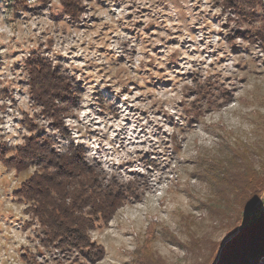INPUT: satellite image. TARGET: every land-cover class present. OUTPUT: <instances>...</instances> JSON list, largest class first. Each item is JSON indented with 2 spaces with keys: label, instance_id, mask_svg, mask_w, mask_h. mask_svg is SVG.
I'll list each match as a JSON object with an SVG mask.
<instances>
[{
  "label": "rangeland",
  "instance_id": "374dc122",
  "mask_svg": "<svg viewBox=\"0 0 264 264\" xmlns=\"http://www.w3.org/2000/svg\"><path fill=\"white\" fill-rule=\"evenodd\" d=\"M80 5L0 0V264H264V45L244 37L263 22L225 0ZM36 57L71 85L62 130L36 100ZM39 135L131 189L89 258L48 242L16 195L35 168L5 159Z\"/></svg>",
  "mask_w": 264,
  "mask_h": 264
},
{
  "label": "trees",
  "instance_id": "16d2710c",
  "mask_svg": "<svg viewBox=\"0 0 264 264\" xmlns=\"http://www.w3.org/2000/svg\"><path fill=\"white\" fill-rule=\"evenodd\" d=\"M61 1L69 17L79 18L80 0ZM225 3L230 8L239 9V14L245 19L259 18L264 29V3L247 0L250 6L248 13L243 12V3L238 0H225ZM256 8H260L259 12ZM255 33L259 39L252 38L248 33H244V37L259 40L264 45V31L255 30ZM30 65L34 68L31 71L33 79L37 76L36 84L39 82L40 85L36 91V100L49 109L47 115L55 119L56 128L62 130L63 123L60 120L66 109L57 108L55 103L66 98L71 101V85L54 73L48 62L44 63L36 57ZM51 146L48 139L39 135L29 139L18 150L16 157L5 159L7 165L18 173L35 168L33 176L21 185L16 195L27 203L30 212L45 228L48 242H55L57 249L63 253L79 252L89 258L96 247L91 243L88 232L96 227V221H109L120 203L131 195V189L117 181L103 183V173L87 163L82 147L71 146L62 154L54 151ZM253 196L251 193L248 202L254 201ZM259 252L251 251L252 256ZM94 260L100 259L95 255ZM244 264L247 263L244 261Z\"/></svg>",
  "mask_w": 264,
  "mask_h": 264
},
{
  "label": "clouds",
  "instance_id": "9594fccd",
  "mask_svg": "<svg viewBox=\"0 0 264 264\" xmlns=\"http://www.w3.org/2000/svg\"><path fill=\"white\" fill-rule=\"evenodd\" d=\"M29 3H30V4H34V3H36V0H29ZM53 3H54V4H58V0H53ZM0 19H2V18H0ZM11 47H12V45L10 44V45H9V49H11ZM85 99H87V97H85ZM72 115L79 116L80 113H72ZM73 126L75 127V125H73Z\"/></svg>",
  "mask_w": 264,
  "mask_h": 264
}]
</instances>
